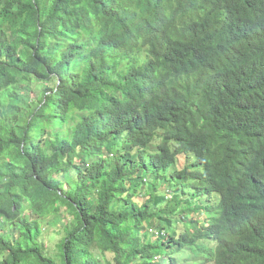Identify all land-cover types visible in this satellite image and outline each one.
<instances>
[{"label":"trees","instance_id":"16d2710c","mask_svg":"<svg viewBox=\"0 0 264 264\" xmlns=\"http://www.w3.org/2000/svg\"><path fill=\"white\" fill-rule=\"evenodd\" d=\"M0 264H264V0H0Z\"/></svg>","mask_w":264,"mask_h":264},{"label":"rangeland","instance_id":"374dc122","mask_svg":"<svg viewBox=\"0 0 264 264\" xmlns=\"http://www.w3.org/2000/svg\"><path fill=\"white\" fill-rule=\"evenodd\" d=\"M185 163V158L180 157L179 164L182 167ZM57 229L54 227H49L44 232L42 240H44L45 245L47 246V249L55 254L58 252L57 250V243L59 242V235L57 234Z\"/></svg>","mask_w":264,"mask_h":264}]
</instances>
